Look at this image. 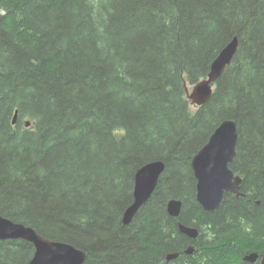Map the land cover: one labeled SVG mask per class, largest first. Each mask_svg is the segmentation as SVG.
<instances>
[{"label": "trees", "instance_id": "1", "mask_svg": "<svg viewBox=\"0 0 264 264\" xmlns=\"http://www.w3.org/2000/svg\"><path fill=\"white\" fill-rule=\"evenodd\" d=\"M235 37L211 99L192 107L186 87ZM225 120L238 127L230 167L243 196L208 213L191 163ZM153 161L165 172L124 225L136 171ZM0 214L86 251L84 264H167L171 253L170 264H260L264 0H0ZM32 256V244L0 240V264Z\"/></svg>", "mask_w": 264, "mask_h": 264}, {"label": "water", "instance_id": "2", "mask_svg": "<svg viewBox=\"0 0 264 264\" xmlns=\"http://www.w3.org/2000/svg\"><path fill=\"white\" fill-rule=\"evenodd\" d=\"M239 40L233 38L222 49L212 62L208 77L191 89H186V95L192 106L202 107L208 103L214 93V85L232 64L239 49ZM19 113L15 111L12 124L16 125ZM31 123L26 122V127ZM238 127L233 120L223 121L210 136L207 144L192 159V170L196 179V198L205 212H215L222 204L226 193L242 197L241 186L243 178L236 175L230 165L237 154ZM166 165L162 161H153L145 164L136 171L134 181L133 203L123 214V224L133 222L139 210L154 194ZM181 200H170L167 203V212L178 218L182 212ZM180 232L191 240L198 239L200 232L196 227L178 224ZM0 240H23L33 245L35 252L28 264H84L88 254L73 244L54 241L38 234L32 227L13 222L0 214ZM195 246L190 245L185 253L192 254ZM179 253L167 255L169 263L179 257ZM259 259L257 253L245 256L244 261L255 263ZM260 264H264V254Z\"/></svg>", "mask_w": 264, "mask_h": 264}, {"label": "bare ground", "instance_id": "3", "mask_svg": "<svg viewBox=\"0 0 264 264\" xmlns=\"http://www.w3.org/2000/svg\"><path fill=\"white\" fill-rule=\"evenodd\" d=\"M163 162V161H162ZM191 167H192V165H191ZM193 171V170H192ZM194 174V173H193ZM194 178H195V176H194ZM196 180V179H195ZM196 184H197V182H196ZM224 196H225V194H224ZM224 196H223V200H224ZM197 199V198H196ZM222 200V201H223ZM183 203V202H182ZM223 203V202H222ZM222 205V204H221ZM234 237H235V235H234ZM221 240V239H220ZM228 240V239H227ZM225 241V240H224ZM241 242V241H240ZM225 243V242H224ZM221 245V244H220ZM224 245V244H223ZM233 249V248H232ZM230 251H232V250H230ZM229 252V251H228ZM232 253V252H231ZM230 254V253H229ZM235 254V253H234ZM241 254V253H240ZM259 255V254H258ZM231 256H233V255H231ZM240 256V255H239ZM239 256L237 257V258H239ZM226 258V257H225ZM230 258H232V257H230ZM227 260V259H226ZM238 260V259H237ZM259 260V259H258ZM261 260V259H260ZM236 261V260H235ZM250 263V262H249Z\"/></svg>", "mask_w": 264, "mask_h": 264}, {"label": "flooded vegetation", "instance_id": "4", "mask_svg": "<svg viewBox=\"0 0 264 264\" xmlns=\"http://www.w3.org/2000/svg\"><path fill=\"white\" fill-rule=\"evenodd\" d=\"M216 85H217V83H216ZM216 85H214V92H215V89H216ZM34 252H35V248L33 247V255H34ZM32 257H33V256H32ZM166 258H167V257H166ZM166 263H167V264H170L171 262L168 263V262L166 261Z\"/></svg>", "mask_w": 264, "mask_h": 264}, {"label": "rangeland", "instance_id": "5", "mask_svg": "<svg viewBox=\"0 0 264 264\" xmlns=\"http://www.w3.org/2000/svg\"><path fill=\"white\" fill-rule=\"evenodd\" d=\"M216 59V58H215ZM202 81V80H201ZM189 87V86H188ZM189 88H192V87H189ZM192 106V105H191ZM192 107H195V106H192Z\"/></svg>", "mask_w": 264, "mask_h": 264}]
</instances>
